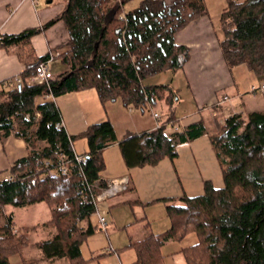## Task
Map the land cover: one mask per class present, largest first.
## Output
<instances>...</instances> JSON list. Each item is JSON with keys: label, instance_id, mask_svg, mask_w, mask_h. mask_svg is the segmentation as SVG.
I'll return each mask as SVG.
<instances>
[{"label": "trees", "instance_id": "1", "mask_svg": "<svg viewBox=\"0 0 264 264\" xmlns=\"http://www.w3.org/2000/svg\"><path fill=\"white\" fill-rule=\"evenodd\" d=\"M63 1V11L42 26L62 19L68 30L58 56L65 71L48 85L27 82L35 67L48 58V53L38 56L31 41L41 28L0 33V48L25 64L19 84L0 87V137L13 133L28 146V154L17 159L9 173L42 170L45 159L55 166L58 152L72 156L74 138L80 136L87 142L85 161L70 164L67 173L31 185L26 180H0V214L5 205L43 202L48 207L49 218L40 224L49 229V237L36 242L45 264L82 263L80 244L101 229L90 220L97 206L88 196L100 189L91 187L86 197L79 190L100 179L105 167L103 150L117 142L109 119L89 124L76 136L67 135L64 127L56 126L61 115L54 96L94 88L102 104L119 99L123 107L139 111L162 101L164 125L140 133L129 131L118 141L127 168L154 165L165 156L172 159L177 155L175 141L192 140L205 132L199 120L166 134V126L176 121L177 93L168 83H144L157 73L181 68L188 49L177 44L174 35L207 12L204 0H139L128 9L124 5L130 0ZM221 10L219 45L226 64L230 68L243 65L264 79V0H226ZM49 94L52 98H47ZM214 127L209 139L223 185L216 187L204 180L200 194L157 199L165 203L169 226L130 240L127 246L135 251V264H164L161 246L190 231L197 239L181 248L186 264H264V110L214 119ZM99 186L105 187L106 182L100 181ZM34 229L15 228L13 213L5 216L0 224V264H10L14 255L26 264L23 250Z\"/></svg>", "mask_w": 264, "mask_h": 264}, {"label": "crops", "instance_id": "2", "mask_svg": "<svg viewBox=\"0 0 264 264\" xmlns=\"http://www.w3.org/2000/svg\"><path fill=\"white\" fill-rule=\"evenodd\" d=\"M132 1H128L124 8L135 6L139 0L130 7ZM164 1L170 3L173 0ZM204 1L207 12L190 20L174 35L175 42L188 49V58L181 68L174 72L163 71L144 80L145 84L168 83L177 93L178 99L174 106L176 121L166 126V134L182 131L187 125L199 120L204 124L205 132L199 137L184 142L175 141L177 155L174 158L165 156L154 165L127 168L118 146V141L129 131L140 133L154 129L152 110L158 111L161 121H165L166 105L162 101L145 111L132 106L123 107L124 110L120 111L114 105L110 113L107 111V102L101 103L106 112L105 118L99 110L94 89L77 90L53 97L64 130L70 137L80 134L89 124L103 119H109L113 125L117 142L103 150L105 167L98 181H105L107 185L114 178L119 188L104 200H111L114 204L131 203L129 205L141 213L127 225L145 224L153 232L149 221L154 219L155 211L166 214L165 203L157 199L200 194L204 180H210L214 186L221 187V167L209 139V134L215 130L214 119L222 121L233 113L244 116L253 110H264V93L248 91L252 84L264 82V79L242 65L228 67L220 51L219 40L223 34L219 28V17L226 0ZM64 7L63 0H37L36 3L32 0H0V33H16L27 27H40L41 30L31 38L32 45L38 56L49 54L50 51L61 49L59 46L68 39V30L62 19L42 26L59 15ZM50 66L51 70L57 69V72H52L54 76L65 71L58 57ZM24 68L25 64L15 54L0 48V87H14L3 86V82L19 77ZM223 96H227V99L217 102ZM73 141V150L85 154L86 139L79 141V150L74 147ZM39 144L43 142L39 141ZM27 154L28 146L23 138L13 133L1 136L0 176L8 173L11 165Z\"/></svg>", "mask_w": 264, "mask_h": 264}, {"label": "rangeland", "instance_id": "3", "mask_svg": "<svg viewBox=\"0 0 264 264\" xmlns=\"http://www.w3.org/2000/svg\"><path fill=\"white\" fill-rule=\"evenodd\" d=\"M136 2L137 0H133L129 3L131 5H128L131 7L133 4H136ZM125 6L127 7V4ZM242 67L244 66L242 65ZM56 70L57 69H52V72H57ZM86 89L94 88H82L78 91ZM98 101L99 110L106 118V112L102 107L99 97ZM108 105L110 106L108 107ZM114 105L121 109L120 111L124 110L119 99L114 101L110 100L106 103L108 113H110L109 110H111V107H114ZM145 115H147V111ZM82 139L84 138L80 136L74 138L73 143L77 150H79L78 143ZM99 206L105 211L107 220L106 230L97 229L80 244L81 264H135V251L132 247L127 245L130 240H135L136 237L142 238L150 228L145 224H134L131 226L127 224L132 221L135 216L139 217L141 213L137 208L133 209L128 203L114 204L111 200H104L99 203ZM9 212L13 213L15 228L20 225L36 228L30 231L29 245L23 250V257L26 260V264H45L41 251L36 246V242L49 237V229L43 228L40 224L49 218V209L46 204L37 202L22 207L5 205L0 214V224ZM155 214L154 219H150L151 221L148 220L152 224H150L152 226L151 230H153V232L164 231L169 226V217H167L165 213L159 214L157 210ZM90 220L93 224L99 226L95 214L91 215ZM78 225H84V222H78ZM196 239L194 232L190 231L182 238L172 239L164 243L161 246L163 263L186 264L181 248L193 244ZM109 246L111 247V251H108ZM10 264H21V258L18 255L12 256L10 258Z\"/></svg>", "mask_w": 264, "mask_h": 264}, {"label": "built area", "instance_id": "4", "mask_svg": "<svg viewBox=\"0 0 264 264\" xmlns=\"http://www.w3.org/2000/svg\"><path fill=\"white\" fill-rule=\"evenodd\" d=\"M33 3H36L37 0H32ZM61 49H55L53 51H50L48 54V58L44 61H41L36 67H35V72L34 74L28 78V83H34V84H46L48 85V81L54 77L50 63L59 56L61 53ZM20 76L18 77H13V79H10L8 81H4L3 85L5 86H16L17 84L20 83ZM250 93H257V92H262L264 93V82H261L259 84H252L248 90ZM48 97L52 98V95L49 94L47 95ZM227 96H223L220 100L217 102H221L223 100H226ZM151 108V107H149ZM35 115L38 116V112H35ZM152 116L155 119V124H154V129L158 128L162 125L165 124V121H161L160 119V113L156 110H152ZM56 126L58 127H63L62 121H58L56 123ZM174 143V141H173ZM72 148V145H71ZM72 156L68 157L64 153L58 152V161L55 166H52V162L49 159H45L43 161V169L39 170V168H36L35 170L31 171L28 174H22V173H16V174H11V173H3V175L0 176V180L4 181H12V180H26L27 185L34 184L37 180L44 179L46 177H56L59 174H64L68 172V167L72 163H77L81 164L85 161V154L83 153H77L73 150L72 148ZM91 187H98L100 189V192L96 195H92L89 190ZM119 186L117 185V181L113 178L110 182L105 187L99 186V181H95L94 183L86 184V186L83 189L79 190V193L81 196L86 197L87 193L89 192L90 199L92 202H94L95 206V211L92 214H95L97 217V222L102 229L106 230L107 226V220L105 216V211L100 208L99 202L101 203L104 201V199L115 193L118 190ZM108 251H111V248H108Z\"/></svg>", "mask_w": 264, "mask_h": 264}, {"label": "water", "instance_id": "5", "mask_svg": "<svg viewBox=\"0 0 264 264\" xmlns=\"http://www.w3.org/2000/svg\"><path fill=\"white\" fill-rule=\"evenodd\" d=\"M49 1V0H48Z\"/></svg>", "mask_w": 264, "mask_h": 264}]
</instances>
